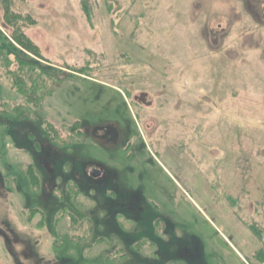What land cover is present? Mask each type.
<instances>
[{
    "label": "rangeland",
    "instance_id": "obj_1",
    "mask_svg": "<svg viewBox=\"0 0 264 264\" xmlns=\"http://www.w3.org/2000/svg\"><path fill=\"white\" fill-rule=\"evenodd\" d=\"M262 6L0 0V264H264Z\"/></svg>",
    "mask_w": 264,
    "mask_h": 264
},
{
    "label": "trees",
    "instance_id": "obj_2",
    "mask_svg": "<svg viewBox=\"0 0 264 264\" xmlns=\"http://www.w3.org/2000/svg\"><path fill=\"white\" fill-rule=\"evenodd\" d=\"M16 138V137H15ZM16 139H18V138H16ZM25 146H23L25 149H28L29 151H31L32 152V154H34V149H33V145H37L38 144V142L37 141H26L25 143ZM51 159V157H48V160H50ZM33 161H34V164L36 163V161H35V159L33 158ZM35 167H36V169H37V173H39L40 174V180H41V182L42 183H44V181H45V177H46V174L48 173V172H50L51 174L53 173V172H51V170H48L46 167H45V169L44 170H42V168L40 167V166H38V165H36L35 164ZM56 168L57 169H60V167H59V165H57L56 166ZM53 171H54V173H53V175L54 176H57V177H59V176H62V171L60 170L59 172H57V170L55 169H53ZM43 172V173H42ZM38 175V174H37ZM67 175V174H66ZM52 176V175H51ZM51 179V178H50ZM70 179H72V178H70ZM74 181V180H73ZM78 185V184H77ZM27 193L28 192H26V195H27ZM37 196H39V195H37ZM41 196V195H40ZM46 217V216H45ZM45 223L47 224V226L50 228V222H52L51 221V218L50 217H46L45 218ZM52 230V229H51Z\"/></svg>",
    "mask_w": 264,
    "mask_h": 264
},
{
    "label": "flooded vegetation",
    "instance_id": "obj_3",
    "mask_svg": "<svg viewBox=\"0 0 264 264\" xmlns=\"http://www.w3.org/2000/svg\"><path fill=\"white\" fill-rule=\"evenodd\" d=\"M262 11H263V13H264V6H262ZM107 122H110V121H107ZM111 123H112V122H111ZM246 186H247V185H244V187H242L243 189L241 188V189H242L241 191H243V192L245 191V193H246V191L249 192V189L246 188ZM245 193H244V194H245ZM249 207L253 209V204L249 205ZM261 234H264V233H261Z\"/></svg>",
    "mask_w": 264,
    "mask_h": 264
},
{
    "label": "water",
    "instance_id": "obj_4",
    "mask_svg": "<svg viewBox=\"0 0 264 264\" xmlns=\"http://www.w3.org/2000/svg\"><path fill=\"white\" fill-rule=\"evenodd\" d=\"M90 173H91V175H92V176H96V175H98V174H99V172H98V171H96V170H94V169H93V170H91V172H90Z\"/></svg>",
    "mask_w": 264,
    "mask_h": 264
}]
</instances>
